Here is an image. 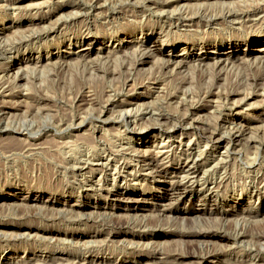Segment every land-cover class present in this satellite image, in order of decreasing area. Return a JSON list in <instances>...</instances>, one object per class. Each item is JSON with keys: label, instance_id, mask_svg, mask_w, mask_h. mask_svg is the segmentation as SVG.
<instances>
[{"label": "rangeland", "instance_id": "1", "mask_svg": "<svg viewBox=\"0 0 264 264\" xmlns=\"http://www.w3.org/2000/svg\"><path fill=\"white\" fill-rule=\"evenodd\" d=\"M205 1L0 0V264H264V0Z\"/></svg>", "mask_w": 264, "mask_h": 264}, {"label": "bare ground", "instance_id": "2", "mask_svg": "<svg viewBox=\"0 0 264 264\" xmlns=\"http://www.w3.org/2000/svg\"><path fill=\"white\" fill-rule=\"evenodd\" d=\"M180 2L181 0H175V2ZM208 0H206L205 2L206 3H209V2H207ZM227 0H215L214 2L216 3V4H218V5H223V4H229V2H226ZM245 0H238L237 2H240L241 4L244 2ZM252 1V0H251ZM162 5V4H161ZM171 5V4H170ZM183 6H184V4H183ZM229 6V5H228ZM182 7V6H181ZM211 7V6H210ZM214 7H217V6H214ZM222 7V6H221ZM224 7V6H223ZM257 7V6H256ZM255 6H254V8H256ZM258 8V7H257ZM256 8V9H257ZM261 8H263V7H261ZM243 9V8H242ZM252 8H250V10H251ZM264 9V8H263ZM178 10V9H177ZM176 10V11H177ZM181 10V9H180ZM257 10H260L259 8L257 9ZM161 11V10H160ZM197 11V10H196ZM206 11V10H205ZM245 11V10H244ZM244 11H240L239 9H235V8H233V9H228V10H226V12H222L220 15H211V16H209V18H206V20H208V21H210V20H214L215 18H219L220 19V21H221V19H223L224 20V22H226L227 20H230L229 22H232L233 20H235L234 18L235 17H238L239 15H242V14H244L245 12ZM249 11V10H248ZM162 12L164 13V11L162 10ZM161 12V13H162ZM166 12V11H165ZM199 12H200V10H199ZM199 12H198V14H199ZM168 13V12H167ZM205 13V12H204ZM250 13V12H249ZM166 14V13H165ZM177 14V13H176ZM186 14V13H185ZM257 14V13H256ZM179 15V14H178ZM187 15V14H186ZM208 15V14H207ZM252 15V14H251ZM264 15V14H263ZM262 15V16H263ZM204 17L205 15L203 14V12L200 14V15H198V16H196V17H198V19H200L201 17ZM246 16V15H245ZM249 16V15H248ZM172 17V16H171ZM173 17H175V16H173ZM165 18V17H164ZM169 18V17H168ZM245 18V17H244ZM246 18H247V16H246ZM245 18V19H246ZM203 19V18H202ZM241 19V18H240ZM248 19V18H247ZM252 19V18H251ZM178 20H180V19H178ZM184 20V19H183ZM185 20H186V18H185ZM190 20V19H189ZM205 20V21H206ZM171 21V20H170ZM172 21H174V20H172ZM177 21V20H176ZM245 21H247V20H245ZM260 21V20H259ZM200 22H203V21H200ZM207 22V21H206ZM236 22H238V20H236ZM242 22V21H241ZM249 22V21H248ZM252 22V21H251ZM179 23V22H178ZM210 23V22H209ZM208 23V24H209ZM230 25H232V24H230ZM212 26V25H211ZM204 29V28H203ZM38 35V34H37ZM184 36H186V35H184ZM238 36V35H237ZM239 37H241V36H239ZM38 38V37H37ZM244 38V37H243ZM263 39L262 38H260V39H258L257 41H253V43H251V47L253 48V50L254 51H256L255 53H258L260 56H257V57H251V58H249V56L250 55H243V58L241 59V63H245L246 65H247V67H246V70H243L244 71V73L245 72H248L249 74H247L246 75V80L249 82V85H251V86H256L257 85V83L264 77V47L263 46H260V47H258L257 45L258 44H263L262 41ZM204 44V43H203ZM230 45V44H229ZM171 46H172V44H171ZM202 46V45H201ZM222 48V47H221ZM238 46L235 44V43H231V50H232V53H234V52H236L237 50H238ZM206 50V48H204V51ZM222 50V49H221ZM145 51H147L146 49H145ZM148 51H149V49H148ZM220 51V50H219ZM218 51V53H220ZM222 53V52H221ZM224 53V52H223ZM249 53V52H248ZM141 54V53H140ZM142 54H143V52H142ZM85 55H86V53H85ZM147 55H148V53H147ZM146 55V53L144 54V55H141V59H140V63L141 64H143V63H145V60H144V57H148ZM229 55V54H228ZM211 56V55H210ZM150 57V56H149ZM224 58V57H223ZM227 58V57H226ZM230 58V57H229ZM239 58V57H238ZM213 59V58H212ZM217 60V59H216ZM229 60V59H228ZM227 59H223V60H221V59H219L217 62H215L214 64L215 65H217V67H216V69L214 70V72L212 73V79L211 80H213V81H215V80H222V79H220L221 77H223V75L225 74V71H223V70H226V69H224V68H226L228 65H230V64H232V62H229ZM231 61V60H230ZM175 62V61H174ZM193 62L194 63H196V66L198 67V78H200L201 80H203L204 78H205V76L207 75V73L209 72L208 71V68L207 67H205V65H208V63L207 64H204V62L202 61V60H193ZM166 63H169V61H167ZM187 63H189V62H187V61H185L184 59H181L180 61H177V63H176V67H178L179 69H183L185 66H186V64ZM62 64V63H61ZM214 64H212V65H214ZM223 64V66H221ZM240 65V64H239ZM62 66V65H61ZM221 66V69H219V70H217V68H219ZM233 66V65H232ZM197 67H195V68H197ZM205 67V68H204ZM230 67H231V65H230ZM230 67H229V73H230ZM63 68V67H62ZM186 68V67H185ZM234 68V67H233ZM243 68V67H242ZM232 69V68H231ZM184 72H185V69H184ZM228 71H226V73H227ZM182 73H183V71H182ZM184 74V73H183ZM18 79H20V78H18ZM206 79V78H205ZM187 80V79H186ZM261 85H263V84H261ZM213 95V94H212ZM260 96L262 97V98H264V93H261L260 94ZM218 97V96H217ZM224 98V97H223ZM260 98V97H259ZM221 99V98H220ZM261 99V98H260ZM264 100V99H263ZM240 105V104H239ZM238 107V106H237ZM261 107V106H260ZM216 108V107H215ZM1 112V111H0ZM108 112V111H107ZM149 112V111H148ZM214 113V112H213ZM149 114V113H148ZM215 114V113H214ZM121 115H123V112H122V114ZM125 115V114H124ZM132 116V115H131ZM99 117V116H98ZM161 118L165 121V122H171V119H170V117H169V115L168 114H163V115H161ZM200 118V117H199ZM259 118V117H258ZM96 119H97V117H96ZM263 120V119H262ZM221 121V120H220ZM193 122H200L199 120H193ZM193 122L192 123H186L185 122V120L184 119H182V120H174V123L172 124V129H179V130H185V129H187V128H191V129H195V130H198V129H200V128H198V127H196L195 126V124H193ZM259 122V121H258ZM240 123V122H239ZM256 123V122H255ZM222 125V124H221ZM233 124H231L230 126H232ZM163 126V125H162ZM198 126V125H197ZM8 127V126H7ZM6 127V128H7ZM126 127V126H125ZM157 127V126H156ZM160 127V126H159ZM222 127V126H221ZM4 128V127H3ZM2 128V129H3ZM93 128V127H92ZM207 128V127H206ZM209 128V127H208ZM217 128V127H216ZM219 128V127H218ZM249 129H251V128H249V125H247V124H243V123H240V124H234L233 125V128H231V131L227 134V136H225V137H227V138H224V136L223 135H220V134H216V133H212V134H210L208 137H205L204 135H202V136H200L199 138L200 139H206V140H209L210 141V143H214V144H217V145H219V144H222L224 141H226L225 139H227L228 141H227V144H229L230 146L231 145H234V144H236L238 141H239V138L241 137V136H243V134H244V132H246L247 130H249ZM229 130V129H228ZM163 131V130H162ZM258 131V130H257ZM217 135H219V136H217ZM188 142V141H187ZM196 145V144H195ZM189 147V146H188ZM197 147H198V145H197ZM226 147H227V145H226ZM225 147V148H226ZM227 148H229V146L227 147ZM189 151H190V153H189V156H191V158H192V156H194V149H193V146H191L189 149H188ZM125 151V150H124ZM153 152V151H152ZM151 152V153H152ZM186 152V151H185ZM75 153V152H74ZM112 154V153H111ZM138 155V154H137ZM99 156V155H98ZM111 156V155H110ZM113 156V155H112ZM109 157V156H108ZM117 157V156H116ZM196 157V156H195ZM75 158V157H74ZM95 158V157H94ZM107 158V157H106ZM190 158V161L187 163H184L185 165L183 166V167H181L180 168V170L183 172V171H185L186 172V170L187 171H190V169H191V167L194 165V161L192 160ZM76 159V158H75ZM74 159V160H75ZM104 159V158H103ZM110 159V158H109ZM156 159V158H155ZM87 161V160H86ZM123 161V160H122ZM187 161V160H186ZM144 164H145V161H142ZM92 163V162H91ZM95 163V162H94ZM106 163H107V161H106ZM147 163V162H146ZM98 164V163H97ZM96 164V165H97ZM103 164H105V163H103ZM102 164V165H103ZM77 165V164H76ZM85 165H86V163H85ZM110 165V164H109ZM146 165V167L147 166H149V170H151V172L153 173H158V167L157 166H154L153 164H145ZM158 165V164H157ZM72 166V165H71ZM73 166H74V164H73ZM87 166V165H86ZM67 167V166H66ZM78 167V166H77ZM76 167V168H77ZM83 167H84V165H83ZM109 167V166H108ZM107 167V168H108ZM75 168V169H76ZM103 168V167H102ZM113 168V167H112ZM115 168V167H114ZM136 168V167H135ZM78 169V168H77ZM84 169V168H83ZM81 170V169H80ZM217 170V169H216ZM71 171H73L72 169H71ZM73 174V173H72ZM202 174V173H201ZM116 175V174H115ZM190 175H192V177H190V180H189V185L188 186H184L183 188H181V189H177V191H179V192H181V194L183 193V194H187V193H194V191H195V189H194V185L198 182V179H201L200 178V173L198 172V171H194V172H192ZM204 177V176H203ZM74 178V177H73ZM79 179V178H78ZM188 179V178H187ZM204 179V178H203ZM205 181V180H204ZM79 182V181H78ZM84 182V181H83ZM81 184V183H80ZM176 190V189H175ZM209 190V189H208ZM211 192V191H210ZM213 194V193H212ZM211 195V194H210ZM111 196H112V194H111ZM80 217V216H79ZM143 220V219H142ZM197 221V220H196ZM142 222V221H141ZM127 224V223H126ZM131 224V223H130ZM129 225V224H128ZM130 226V225H129ZM141 226V225H140ZM134 227V226H133ZM138 227V226H137ZM144 227V226H143ZM135 228V227H134ZM142 228V226L141 227H139V229H141ZM195 228V227H194ZM138 229V228H137ZM179 232V231H178ZM182 235H186L187 234V232H182L181 233ZM182 235H180L179 234V236H182ZM15 236V235H14ZM134 244V243H133ZM52 247V246H51Z\"/></svg>", "mask_w": 264, "mask_h": 264}]
</instances>
